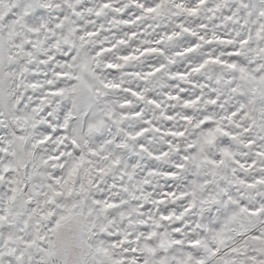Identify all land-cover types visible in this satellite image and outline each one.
I'll return each mask as SVG.
<instances>
[{
    "label": "snow or ice",
    "instance_id": "1",
    "mask_svg": "<svg viewBox=\"0 0 264 264\" xmlns=\"http://www.w3.org/2000/svg\"><path fill=\"white\" fill-rule=\"evenodd\" d=\"M0 264H264V0H0Z\"/></svg>",
    "mask_w": 264,
    "mask_h": 264
}]
</instances>
